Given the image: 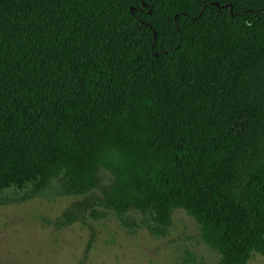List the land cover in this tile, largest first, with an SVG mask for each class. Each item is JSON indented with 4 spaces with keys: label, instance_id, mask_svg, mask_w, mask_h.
I'll return each mask as SVG.
<instances>
[{
    "label": "trees",
    "instance_id": "trees-1",
    "mask_svg": "<svg viewBox=\"0 0 264 264\" xmlns=\"http://www.w3.org/2000/svg\"><path fill=\"white\" fill-rule=\"evenodd\" d=\"M42 197L264 256V0H0V206Z\"/></svg>",
    "mask_w": 264,
    "mask_h": 264
},
{
    "label": "rangeland",
    "instance_id": "rangeland-1",
    "mask_svg": "<svg viewBox=\"0 0 264 264\" xmlns=\"http://www.w3.org/2000/svg\"><path fill=\"white\" fill-rule=\"evenodd\" d=\"M81 199L42 197L0 206V264H219L193 219L172 214L165 237L144 228L130 233L112 213L105 219L57 227L63 212ZM249 264H264L255 254Z\"/></svg>",
    "mask_w": 264,
    "mask_h": 264
}]
</instances>
